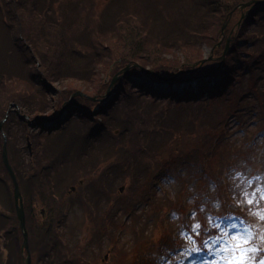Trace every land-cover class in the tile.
<instances>
[{
    "label": "trees",
    "instance_id": "obj_1",
    "mask_svg": "<svg viewBox=\"0 0 264 264\" xmlns=\"http://www.w3.org/2000/svg\"><path fill=\"white\" fill-rule=\"evenodd\" d=\"M204 49L211 58L202 62ZM249 102L259 114L246 126L240 114ZM4 119L0 264H25L3 135L23 199L31 264H177L173 256L184 240L176 224L206 254L204 242L231 218L264 233L252 214L256 205L250 209L242 195L264 174V142H254L264 140V0H0ZM34 128L42 136L23 138ZM23 140L31 152L17 159ZM48 148L56 149L51 157ZM233 169L247 178L230 179ZM159 179L174 195L158 193ZM262 183L253 180L257 189ZM88 193L97 196L92 204L82 198ZM74 196L84 218L72 227ZM104 197L124 201L115 217L98 207ZM140 206L147 207L143 213ZM119 212L130 221L117 220ZM128 226L135 237L126 248ZM80 235L83 246L74 243ZM104 238L106 261L96 256ZM261 249L257 259L264 258Z\"/></svg>",
    "mask_w": 264,
    "mask_h": 264
},
{
    "label": "rangeland",
    "instance_id": "obj_2",
    "mask_svg": "<svg viewBox=\"0 0 264 264\" xmlns=\"http://www.w3.org/2000/svg\"><path fill=\"white\" fill-rule=\"evenodd\" d=\"M204 50H205V57H204V59H205L206 55H208V53H209V49H204ZM219 101L223 102L224 105L228 104V102H226L227 100L225 99V97H222ZM242 114H246V115H242ZM258 114H259V107L257 106V104L254 103V102H249L248 108L246 110H243L241 112V114H240V115H242V120H240V121H241V123H244V125L247 126V125H249V123H251V122L256 120L255 115H258ZM4 120H2V122L0 123L2 126L5 123ZM47 126H48V124H47ZM67 129L68 128H66L65 131ZM252 129L253 128L250 127L249 131H251ZM233 130L237 131V128L233 127ZM37 131H38L37 128H34L33 131L29 130V132L27 131L24 134L23 138H26L27 136L29 137L30 134H35L36 135L37 133H38L39 136H42V133L37 132ZM65 131H63V132H65ZM58 133H59V131L57 132V134ZM47 135H48V133L46 131H43V138H46ZM50 136L53 137V135H50ZM239 141L241 142L242 140H239ZM254 142H255V144L256 143L260 144V142H264V140L263 139L261 140L260 138H255ZM25 143H26L25 140H23V142H20V143L18 142V145L16 146L17 147V154L15 156L17 159H19V156L25 154V149H26L25 148ZM59 144H60V142H59V138H58V141L55 142V147L58 150L60 149ZM69 146L70 147L68 148L67 151H69L70 148H71V151H72V150H74V148H76L75 147L76 143L74 144V146H73V144H71ZM31 147H32V144H31ZM55 147H53V148H55ZM53 148L52 149H49V148L47 149V156L50 155V157H51L52 156V152L54 153L56 151V149L53 150ZM263 150H264V145H263ZM26 151H27V149H26ZM74 151L69 152V154L74 153ZM27 153L29 154V151H27ZM43 157H45V156H43ZM74 157L75 156H70V158H74ZM12 171H13V169H12ZM13 173H14V171H13ZM155 187H157L158 193H161L162 191H169L170 194L174 195V188L172 189V186L170 185L169 181H167L165 179H159L156 182ZM118 190H119V187H118ZM124 192H125V188H124L123 192L118 191L117 194H118V196H123V199H124ZM82 198H84L85 200H88L89 203L92 204V203L95 202L97 196H95V194H93V193H88V194L82 196ZM72 199H73V201H72V211L70 213V222L72 223V227H73V225H76V224L81 223L83 221L82 219L84 218L83 217L84 213H83L82 208H80L81 206H80V203H79V199L76 196H74ZM170 201H172V200L170 199ZM123 202L114 205V201L113 200L104 197V199H100V203L101 204H98L99 205L98 207L100 209H102V211H104L105 209H107V211L110 210V212H107V217H111V214L112 213H117L118 209L120 210V212L122 211L121 205L123 204ZM260 204H264V201H261ZM146 208L147 207H145V206H140V207L137 208V211H138V213H143V211L146 210ZM96 210L97 209H94L95 212H96ZM42 211H43V209L41 210V212ZM120 212L118 213L119 214L118 215L119 218L117 220L122 218L123 220L125 219L127 221L128 220L130 221V218H128L127 215L122 214L123 215L122 216ZM113 216L115 217V215H113ZM176 228L179 231L178 233H179L180 237H182L183 240H184L183 248H182L183 252H179L173 258V259L176 260V262L178 264H213V261L215 259H217V257H218V253H219L220 247H222L223 243L228 241L229 236L234 235L236 232H241L242 233L246 229V227L242 226L237 221V219H235V218H231L228 221H223L220 224L219 228H218L219 231H220V235L215 237V238H213L209 242L208 248H210L211 250L208 249V254H206L204 252L195 250V249H197L196 245H192L194 243V240H192L190 235L188 233H186V231L180 225L176 224ZM196 228H197L196 225L193 224V229L195 230ZM261 228H263L262 225H261ZM157 231H158V229H157ZM147 233H151V236H155L156 235V231L155 230L147 231ZM77 235L78 234L74 233V234L71 235L70 238H72V237L76 238ZM134 237H135L134 231L132 230V228L130 226H128L123 231L122 239H121V246L129 248L130 245L132 244L133 240H134ZM70 238H69V235H68V239H70ZM84 239L85 238L81 236L80 240L74 241V243L80 242L81 243L80 245L83 246L82 243L85 242ZM108 240L104 238L101 241V243H100L101 250L99 251L98 254L96 253V256H97L98 260H100V259L102 260V258H103V261H106L108 259V258H106V260H104L105 257L107 256V253L109 252L108 248L110 246H109V241ZM153 251L156 253V249L155 248H153ZM152 253L153 252H151V254ZM155 257H157V255ZM165 261L167 263L170 262L169 259H165Z\"/></svg>",
    "mask_w": 264,
    "mask_h": 264
},
{
    "label": "snow or ice",
    "instance_id": "obj_3",
    "mask_svg": "<svg viewBox=\"0 0 264 264\" xmlns=\"http://www.w3.org/2000/svg\"><path fill=\"white\" fill-rule=\"evenodd\" d=\"M261 138H264V136ZM241 176L247 178L246 173L239 170L233 169L230 172V179L238 180ZM253 180L264 181V174H258L252 178L249 184L253 186L254 190L244 192L242 195L245 197V202L250 209L253 205H256V210L252 214L256 215L261 222H264V213L259 211L260 202L264 201V183L257 189L253 185ZM176 215V212L172 213V217ZM204 243L208 247L209 241L206 240ZM262 245H264V233L258 235L257 229L249 224L244 232H236L234 235L229 236L228 241L220 247L218 257L213 261V264H264V258L257 259L262 250ZM209 250L211 249L209 248Z\"/></svg>",
    "mask_w": 264,
    "mask_h": 264
},
{
    "label": "water",
    "instance_id": "obj_4",
    "mask_svg": "<svg viewBox=\"0 0 264 264\" xmlns=\"http://www.w3.org/2000/svg\"><path fill=\"white\" fill-rule=\"evenodd\" d=\"M246 6H248V5H246ZM148 73H150V72H148ZM177 76L178 75H175L173 77V79H176ZM2 161H3V164L6 168V170L8 171V174L10 175V178H11L13 186H14L13 196H14L15 209H16V214H17V218L19 221V225H20V228H21L22 233H23V249L27 252L26 264H31V258H30L29 246H28V236H27V231L25 228V214H24V210H23L22 198H21V194L19 192L17 180L15 178V175H14L12 168H11L9 161H8L6 141L3 145ZM74 190H75V188L72 187L71 191H74ZM120 190L123 191V188H121Z\"/></svg>",
    "mask_w": 264,
    "mask_h": 264
}]
</instances>
